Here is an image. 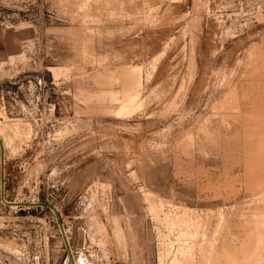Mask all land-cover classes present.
Masks as SVG:
<instances>
[{"label": "rangeland", "instance_id": "rangeland-1", "mask_svg": "<svg viewBox=\"0 0 264 264\" xmlns=\"http://www.w3.org/2000/svg\"><path fill=\"white\" fill-rule=\"evenodd\" d=\"M211 263L264 264V0H0V264Z\"/></svg>", "mask_w": 264, "mask_h": 264}, {"label": "bare ground", "instance_id": "bare-ground-1", "mask_svg": "<svg viewBox=\"0 0 264 264\" xmlns=\"http://www.w3.org/2000/svg\"><path fill=\"white\" fill-rule=\"evenodd\" d=\"M253 218H255V217H253ZM249 220H250V219H249ZM254 221H255V220H254ZM190 222H191V221H190ZM261 223H262V222H261ZM250 224H251V223H250ZM247 226H248V225H247ZM195 228H196V227H195ZM246 228H247V227H246ZM259 228H260V227H259ZM259 228H258V229H259ZM195 230H196V229H195ZM220 230H221V229H220ZM216 231H217V230H216ZM186 233H187V232H186ZM214 233H215V232H214ZM248 233H249V232H248ZM217 234H218V233H217ZM244 234H245V233H244ZM251 234H252V233H251ZM261 234H262V233H261ZM186 235H187V234H186ZM236 235H237V234H236ZM213 236H214V235H213ZM249 236H250V235H249ZM219 237H220V236H219ZM247 238H248V237H247ZM254 239H255V238H254ZM244 240H245V239H244ZM231 241H232V240H231ZM251 241H252V240H251ZM239 242H240V241H239ZM214 243H215V242H214ZM224 243H225V242H224ZM250 243H251V242H250ZM250 243H249V244H250ZM210 244H211V243H210ZM212 244H213V243H212ZM249 244H248V245H249ZM220 245H221V244H220ZM207 247H208V246H207ZM208 248H209V247H208ZM215 249H216V248H215ZM221 251H222V250H221ZM226 251H227V250H226ZM248 252H249V251H248ZM252 252H253V251H252ZM213 253H214V252H213ZM213 253H212V254H213ZM246 253H247V252H246ZM246 253H245V254H246ZM226 254H227V253H226ZM257 256H258V255H257ZM217 257H218V256H217ZM225 257H227V256H225ZM228 257H229V256H228ZM247 258H248V257H247ZM214 259H215V258H214ZM245 259H246V258H245ZM227 260H228V259H227ZM246 260H247V259H246ZM208 261H209V259H208ZM218 261H219V259H218ZM221 261H222V260H221ZM204 263H205V262H204ZM225 263H228V262H225ZM225 263H224V264H225ZM211 264H212V263H211ZM214 264H215V263H214ZM220 264H221V263H220Z\"/></svg>", "mask_w": 264, "mask_h": 264}, {"label": "water", "instance_id": "water-1", "mask_svg": "<svg viewBox=\"0 0 264 264\" xmlns=\"http://www.w3.org/2000/svg\"><path fill=\"white\" fill-rule=\"evenodd\" d=\"M53 211L56 213V211L53 209ZM60 229H61V226H60ZM61 231H62V229H61ZM62 233H63V231H62Z\"/></svg>", "mask_w": 264, "mask_h": 264}]
</instances>
